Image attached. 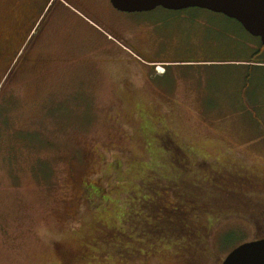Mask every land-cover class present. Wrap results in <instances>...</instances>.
Segmentation results:
<instances>
[{"label":"rangeland","instance_id":"rangeland-1","mask_svg":"<svg viewBox=\"0 0 264 264\" xmlns=\"http://www.w3.org/2000/svg\"><path fill=\"white\" fill-rule=\"evenodd\" d=\"M67 1L85 28L50 23L29 52L42 62L18 66L0 94V264L75 263L73 253L93 240L100 247L124 217L147 219L145 201L171 207L173 189L194 179L264 203V63L222 61L247 60L258 38L200 8L123 12L109 0ZM174 59L183 65L166 61ZM168 138L190 153L170 191L159 180L176 170L173 155L160 150ZM201 159L209 166L198 171ZM217 210V218L185 217L191 235L134 233L132 245L162 249L107 264H220L264 236V218L257 230L227 205Z\"/></svg>","mask_w":264,"mask_h":264},{"label":"trees","instance_id":"trees-1","mask_svg":"<svg viewBox=\"0 0 264 264\" xmlns=\"http://www.w3.org/2000/svg\"><path fill=\"white\" fill-rule=\"evenodd\" d=\"M190 9L194 8L183 9L178 12H189ZM233 21L239 26V28H241V30L245 32V30L237 21ZM220 32L226 34L227 36L233 32L238 34L237 31L232 32L225 28L220 29ZM221 38H219L218 36V39ZM217 45L218 42L216 44V47ZM238 47L242 49L243 46L236 45L235 49H238ZM263 53L264 46L259 41V48H257V50L250 58L246 60L245 57H235L231 60H233L234 62L248 63L249 67H254L253 63H264V59L260 58ZM146 120L148 121V119ZM152 125L153 122L151 120L150 122L148 121V129H146V131L149 135L151 134V131H153ZM167 140L168 142L164 140V145L160 148V150L163 153L169 152L173 155L172 159L176 162V166L174 168L177 171L170 170L168 168L169 171H167L163 175H160L159 180L162 182L163 188H168L170 191V188H172L171 186L176 184L175 181L178 182L182 179L180 178V176L181 173H184V171L187 170L186 166L190 167V153L189 151H186L181 147H177V145L174 144V142L169 138ZM208 163L209 162L206 159H201L197 161L194 166L197 165V170L200 171L201 169H207V167L209 166ZM245 193L241 192L240 190L221 185L218 182H214V179H208V181L206 182H203V180L199 181V179L188 181L187 183H184L179 191L173 189L172 195L175 196L176 199L175 203L173 204V206L171 205V207H162L159 203H157V200H155V202L151 204L145 201V205L148 204L146 206L147 210H149L148 215L146 214V217H156L158 218L157 222H155L154 224L150 223L148 218H139L140 222H129L128 219H125L124 217L121 223L124 229L114 227V229L110 233L106 231L104 238H101L103 244L101 242L100 247L98 246V243L100 241H97V243H95L96 240H93L92 245L94 246L84 248V252L83 249H80L79 252L73 253L71 257L73 260H75V263L72 264H85V260L86 264H91L93 261L98 262V257L105 258V263L107 264L114 257L120 259L121 256H126L129 252L135 250H137L138 254H142L144 252V255L141 256L149 259L150 253L152 254L153 252L160 251L162 248H159L157 246L158 243L156 244V246H151L150 243H144L143 245L136 243L135 245H132V243L134 242V240H132L134 233L144 234L147 231V233L151 236L154 234L155 238L164 232H169L174 235L185 232L186 234L191 235V228L188 227V219H190L188 216L189 214L196 211L199 212L202 218H206V216L208 215H213V218H217L219 217L217 215V212H219L217 208L219 206L222 207V205H227L231 209V213L234 215H246V217H248L250 221H252L253 223L255 222L254 226L257 230H259L262 227L261 221H263L262 218H264V212L258 208H261V205L264 206V203L260 200L251 198ZM153 209H157L159 215L152 213ZM128 210L129 208H126L127 214ZM256 210L259 213L258 216L254 215V213H257ZM248 212H250V214ZM123 214L125 215L126 212H124ZM251 215H254L256 218L253 217L252 219ZM185 217H188L187 222H184ZM137 229L141 230L137 232ZM121 236L127 239V242L121 247L118 245H112V243H110V241L108 240V238H113V241H118ZM260 237H262V235H260ZM199 262H201V260H199Z\"/></svg>","mask_w":264,"mask_h":264},{"label":"flooded vegetation","instance_id":"flooded-vegetation-1","mask_svg":"<svg viewBox=\"0 0 264 264\" xmlns=\"http://www.w3.org/2000/svg\"><path fill=\"white\" fill-rule=\"evenodd\" d=\"M1 1L3 3L1 4L2 8L0 7V94L7 79L15 73L18 66L20 71V68L23 69L27 64L42 62L39 58L31 57L29 52L37 44L39 35L50 23L63 22L72 31L85 28L83 18L72 15L76 14V10L67 0ZM110 5L112 6L111 3ZM214 60L218 61L219 59L215 58ZM161 61L149 60L151 64ZM166 61H170L174 66L183 65L179 64L183 63V60ZM195 61L199 62L200 60Z\"/></svg>","mask_w":264,"mask_h":264},{"label":"water","instance_id":"water-1","mask_svg":"<svg viewBox=\"0 0 264 264\" xmlns=\"http://www.w3.org/2000/svg\"><path fill=\"white\" fill-rule=\"evenodd\" d=\"M123 12H146L156 7L172 11L205 9L237 21L264 46V0H110ZM220 264H264V237L233 248Z\"/></svg>","mask_w":264,"mask_h":264},{"label":"bare ground","instance_id":"bare-ground-1","mask_svg":"<svg viewBox=\"0 0 264 264\" xmlns=\"http://www.w3.org/2000/svg\"><path fill=\"white\" fill-rule=\"evenodd\" d=\"M159 69H161V67ZM160 71H162V69Z\"/></svg>","mask_w":264,"mask_h":264}]
</instances>
